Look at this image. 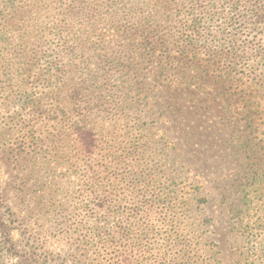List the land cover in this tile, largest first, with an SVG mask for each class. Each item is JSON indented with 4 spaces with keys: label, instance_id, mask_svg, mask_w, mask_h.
I'll use <instances>...</instances> for the list:
<instances>
[{
    "label": "rangeland",
    "instance_id": "rangeland-1",
    "mask_svg": "<svg viewBox=\"0 0 264 264\" xmlns=\"http://www.w3.org/2000/svg\"><path fill=\"white\" fill-rule=\"evenodd\" d=\"M6 1L0 0V214L16 220L11 230L21 254L28 255L24 237L30 236L40 238L38 243L31 244L37 254L60 252L70 259L69 256H73L69 249L73 242L70 236L74 230L71 228L77 227L82 217L87 183L84 180L87 178L90 183H96L88 176L96 175L98 166L105 162L102 157L146 145L148 149L143 147L140 150L157 158L169 153L168 159L174 161L172 155L180 152L179 148L171 149V142L182 138L175 123L184 119L190 126L204 123V129L210 126L212 131L220 111L213 100L209 102L211 97L205 96L207 92L190 88L186 93L183 88L163 85V82L153 85L152 77L156 71L152 73V66L145 67V62L139 73L140 81L142 79L147 85L136 84L135 79L123 74L121 66L124 61L121 59L125 56L120 52L107 65L112 68L109 69L112 74H109V85L115 90L110 95L96 99L91 97V91H83L80 96L74 94L71 88L78 82V72L72 69L63 71L62 81H58V70L49 63L52 60L50 54L59 43H74L76 63L85 56L80 54V44L95 46L97 58L93 55L92 60L99 64L98 56L103 51L98 50L97 43H89L98 42L96 33L87 32L91 36L89 42L77 38L83 32L88 12H97L100 7L105 22L97 25V33H103L104 40H111L104 49L112 51L119 48L117 43L121 41H112L116 26L122 25L121 29H124L128 28L124 26L135 24L144 12H152L149 7L143 8L142 13H135L136 9L129 13L133 0H115L113 7L111 0H10L12 6ZM177 3L181 5L176 6ZM177 3L172 5V11L181 8L185 13L182 11L172 24H185V20L195 16L204 21L206 18L202 15L207 14V19L212 22L205 26L212 29L213 34H219L225 27L228 11L221 4L215 7L209 4V0L197 3L179 0ZM190 3L194 5L190 6ZM81 6L87 7L86 11ZM66 7L69 9L66 21L69 30L64 29L59 37L51 25L65 16L61 14ZM225 31L228 32V28ZM219 39L220 34L210 43L218 46L223 38ZM227 42L225 45L230 46ZM235 50L237 69L247 75L245 82L249 78L264 85V26L251 32L245 29L237 39ZM95 66L92 63L90 67ZM200 104L203 106L198 109ZM90 107L93 109L87 112ZM75 108L79 111L76 114ZM70 119L80 124L85 122L96 132L98 146L91 159L83 154L68 125ZM194 143L189 148H193ZM164 144L168 149L163 150ZM239 151L233 148L219 153L211 150L212 162L215 155H223L216 160L221 164L218 167H212L215 162L205 164L200 157L199 164L193 161L184 167L165 161L167 171H179L190 180L198 181L202 187L200 193L207 195V203L195 216L199 232L216 244L207 252L213 255L209 264H214V259L217 260L215 264H264V207L255 227L243 234L231 229L229 211L230 203L235 202L233 190L244 179L248 166L256 162V167L264 168V137L259 142L257 160L253 161ZM181 152L187 154L184 162L191 159L189 149ZM221 167L224 169L222 182L217 183L215 170L219 171ZM263 184L264 177L261 186ZM203 219L207 220L206 223ZM255 219L257 216L251 222ZM1 246L0 238V264H21L19 256L7 254Z\"/></svg>",
    "mask_w": 264,
    "mask_h": 264
},
{
    "label": "trees",
    "instance_id": "trees-1",
    "mask_svg": "<svg viewBox=\"0 0 264 264\" xmlns=\"http://www.w3.org/2000/svg\"><path fill=\"white\" fill-rule=\"evenodd\" d=\"M178 1L130 2L129 13H133L131 9H136L135 13H142L143 8L147 7L152 12H144V16L135 24L124 26L128 28L121 29L122 25L116 26L117 33L114 31L112 41H121L117 43L119 48L112 51L104 49L111 40L108 42L104 40L103 33H97V25L105 22V16H101L100 7H97V12H88L83 32L77 38L81 37L84 42H89L91 36L87 32L96 33L98 42L89 43H97L98 50L103 51V54L98 56L99 64L92 60L93 55L97 58L95 46L80 44V54L85 56L76 63L73 57L76 47H73L72 41H69V44L65 41L54 47L49 65L58 70V81H62L61 73L67 69L78 72V82L71 88L74 94L80 96L83 91H91V97L101 99L115 91L109 85V69L112 68L107 65L113 62L116 53H123V74L135 79L136 84L147 85L142 79L140 81L139 73L141 64L145 62V67L152 66V73L156 71L152 77L155 82L153 85L163 82V85L183 88L186 93L190 88L207 92L205 96L207 94L211 97L209 102L213 100L220 111L218 121L214 124L216 127L211 131L210 126L204 129V123L190 126L184 118V121L176 122L175 128L182 138L171 142V149L179 148L180 152L179 155H172L174 161L168 159L169 153L157 158L146 150L141 151L140 148L144 145L131 146L132 148L122 154L102 157L105 162L98 166L94 173L96 175L92 178L88 176L91 180L95 179L96 183H90L87 178L84 180L87 183L82 217L77 227L71 228L74 230H71L73 233L70 236L73 241L69 248L73 252V256H69L70 259L60 252L37 254L31 249V244L36 241L38 243L40 238L30 236L24 237L28 255L21 254L11 230L16 220L6 213V216L0 214L1 248L9 255L19 256L21 264L210 263L213 255H208L207 252L216 244L199 232L196 224L198 218L195 216L201 206L207 203V195L200 193L202 187L198 181L190 180L179 171H167L165 161L170 160L171 163L184 167L193 161L199 164L202 158L205 164L215 162L212 167H218L221 164L216 160H220L223 155H215L212 162L211 150L219 153L231 148L240 150V153H245L253 161L256 159L259 142L264 137V85L249 78L245 82L247 75L237 69L235 49L237 39L245 29L248 28L251 32L264 26V0H209L210 5L216 7L221 4L224 10L228 11L225 27L221 28L219 33V40H223L218 46L210 43L219 34H213V30L205 26L212 22L207 19V14L202 15L206 18L204 21L202 17L194 15L191 20H185V24H172L176 23V18L179 19L183 11L181 8L172 11V5ZM187 1L197 3L199 0ZM6 3L8 6L13 5L10 0ZM114 3L115 0H111V7ZM81 8L85 11L87 9L85 6ZM65 9L61 14L65 16L60 18L59 22L53 20L56 24L53 26V22L51 25L59 37L66 29L69 30V24L66 25L69 9ZM183 18L184 16L181 19ZM227 28L228 32L225 31ZM226 41H229L227 43H230V46L225 45ZM217 47L219 48L216 49ZM89 52L92 55L88 54ZM68 55L70 58L67 59ZM92 63L96 64L94 68L90 67ZM59 74L61 76H58ZM202 106L203 104H200L197 108L201 109ZM92 109L93 107H90L86 111L91 112ZM76 112L79 111L75 108L74 114ZM68 125L83 154L91 159L98 146L96 132L85 122L80 124L70 119ZM193 142V148H189ZM144 148L148 149V146L145 145ZM166 149L167 145L164 144L163 150ZM182 149L191 151L190 160L184 162L187 154L181 152ZM256 164L255 162L248 166L244 179L233 190L235 202L230 203L229 211L231 229L236 233L243 234L254 228L255 221L260 219L261 208L264 207V186H261L264 168L256 167ZM221 169L222 167L219 171L215 170L217 183L222 182L224 169ZM219 193L222 191L219 190ZM224 197L222 194V198ZM254 216H257V219L251 222ZM206 221L204 220L205 223ZM66 259L68 260L65 261ZM216 262L214 259V264Z\"/></svg>",
    "mask_w": 264,
    "mask_h": 264
}]
</instances>
